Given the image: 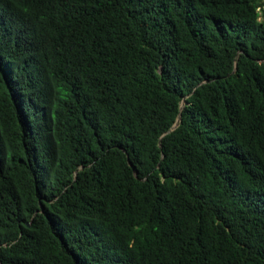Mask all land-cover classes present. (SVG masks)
<instances>
[{"label":"trees","instance_id":"16d2710c","mask_svg":"<svg viewBox=\"0 0 264 264\" xmlns=\"http://www.w3.org/2000/svg\"><path fill=\"white\" fill-rule=\"evenodd\" d=\"M0 264H264V0H0Z\"/></svg>","mask_w":264,"mask_h":264},{"label":"water","instance_id":"95a60500","mask_svg":"<svg viewBox=\"0 0 264 264\" xmlns=\"http://www.w3.org/2000/svg\"><path fill=\"white\" fill-rule=\"evenodd\" d=\"M183 100L181 101V104H183ZM177 124V121L173 124V125H171V127L170 128H172V127H174L175 125Z\"/></svg>","mask_w":264,"mask_h":264}]
</instances>
